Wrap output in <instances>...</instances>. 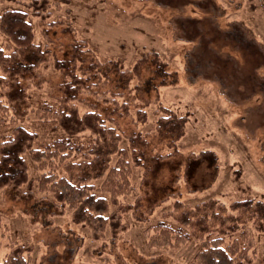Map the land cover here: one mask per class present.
Listing matches in <instances>:
<instances>
[{
	"label": "trees",
	"instance_id": "trees-1",
	"mask_svg": "<svg viewBox=\"0 0 264 264\" xmlns=\"http://www.w3.org/2000/svg\"><path fill=\"white\" fill-rule=\"evenodd\" d=\"M25 5L42 20L50 17L49 0ZM73 34L69 24L49 21L41 33L44 44H36L27 13L12 9L0 13V127L33 110L35 124L49 133L41 142L21 125L8 135L0 134V189L21 204L31 224L50 227L68 206L74 224L88 227L95 236L109 230L113 239L124 229V213L130 211L136 221L145 222L174 198L168 212L173 221L161 220L147 228L149 247L176 249L197 242L190 264H259L254 260L252 233H264L262 201L249 196L225 206L211 198L193 205L177 199L180 178L188 192H195L199 187L191 181L197 171L216 164L212 151L187 156L176 151L186 115L159 106L164 115L151 136L119 131L120 119L131 117L130 107L137 120L145 122L142 109L151 103L149 94L156 99L157 88L165 85L166 63L157 54H147L124 68L121 59L100 60ZM49 59L60 76L58 97L30 107L24 81ZM122 138L127 147L120 146ZM163 148L172 152L162 155ZM133 167L141 170L140 194L134 202L123 203L121 198L133 191ZM30 252V246L15 244L0 264H28Z\"/></svg>",
	"mask_w": 264,
	"mask_h": 264
},
{
	"label": "rangeland",
	"instance_id": "rangeland-1",
	"mask_svg": "<svg viewBox=\"0 0 264 264\" xmlns=\"http://www.w3.org/2000/svg\"><path fill=\"white\" fill-rule=\"evenodd\" d=\"M30 1L0 0V13H27L36 44H44L41 33L49 21H61L100 60L121 59L124 68H131L140 57L157 54L166 63L165 85L157 88L156 99L149 94L151 103L142 109L145 122H139L130 107L131 117L120 119L119 131L151 136L164 115L159 106L187 116L176 151L184 156L212 151L216 164L197 171L191 181L199 187L195 192H188L180 178L175 185L179 201L193 205L211 198L229 206L251 196L264 203V0H49L46 20L26 7ZM147 73L145 67L143 75ZM59 81L49 59L24 81L30 107L37 101H55ZM35 121L33 110L27 111L0 127V134L21 125L37 134V142L49 138ZM120 146L127 147L124 138ZM171 152L163 148L159 153ZM27 163L33 175L28 158ZM132 173L133 191L121 198L123 203L134 202L140 194L141 170L133 167ZM174 203L169 198L145 222L136 221L130 211L124 213V229L113 239L109 230L95 236L88 227L74 224L68 206L50 227L31 224L21 204L0 189V260L19 244L31 247L28 264H190L197 242L176 249L147 244L148 227L173 221L168 212ZM252 236L254 260L264 264V233Z\"/></svg>",
	"mask_w": 264,
	"mask_h": 264
}]
</instances>
